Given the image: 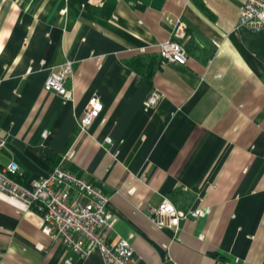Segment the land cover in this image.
Here are the masks:
<instances>
[{
    "label": "crops",
    "instance_id": "0c3cea01",
    "mask_svg": "<svg viewBox=\"0 0 264 264\" xmlns=\"http://www.w3.org/2000/svg\"><path fill=\"white\" fill-rule=\"evenodd\" d=\"M246 1L0 0V170L16 162L28 186L63 163L101 188L118 218L110 243L133 237L132 264H264V30L239 25ZM167 18L187 25L186 65L162 64ZM67 61L65 102L44 87ZM95 94L104 108L82 133ZM164 199L210 214L176 238L146 214ZM43 227L0 200V264H104Z\"/></svg>",
    "mask_w": 264,
    "mask_h": 264
},
{
    "label": "built area",
    "instance_id": "2783aa9c",
    "mask_svg": "<svg viewBox=\"0 0 264 264\" xmlns=\"http://www.w3.org/2000/svg\"><path fill=\"white\" fill-rule=\"evenodd\" d=\"M167 22L172 30L169 38L159 45L162 64L186 65L189 57L183 41L187 38V25L180 18H167ZM239 25L251 31L264 30V0H247L240 8ZM74 77V63L67 61L51 72L45 83V91L57 94L65 102L73 101V91L66 84ZM161 98L160 94L153 92L146 99L145 108L156 107ZM103 108L96 94L89 99L79 123L82 133H87ZM106 143L110 144L111 140L106 139ZM5 148L6 140L0 137V154ZM72 157L73 154H70L69 158ZM19 173L16 162L0 170V200L12 205L19 214L35 211L41 215L44 234L80 259L99 253L104 264H132L135 257L131 242L133 237L122 239L114 245L110 243L118 218L109 209L110 198L101 188L70 172L63 163L48 178L33 180L28 186L16 180ZM143 206L139 205L136 210L142 211ZM146 214L158 229L170 230L178 238L183 221L196 223L210 214V208L185 212L164 199L157 207L149 205ZM164 248L168 250L169 245ZM67 263L71 264L70 261Z\"/></svg>",
    "mask_w": 264,
    "mask_h": 264
},
{
    "label": "trees",
    "instance_id": "16d2710c",
    "mask_svg": "<svg viewBox=\"0 0 264 264\" xmlns=\"http://www.w3.org/2000/svg\"><path fill=\"white\" fill-rule=\"evenodd\" d=\"M152 73L149 75V77H151Z\"/></svg>",
    "mask_w": 264,
    "mask_h": 264
}]
</instances>
